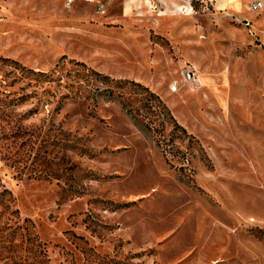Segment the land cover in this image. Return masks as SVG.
<instances>
[{"label":"rangeland","instance_id":"obj_1","mask_svg":"<svg viewBox=\"0 0 264 264\" xmlns=\"http://www.w3.org/2000/svg\"><path fill=\"white\" fill-rule=\"evenodd\" d=\"M250 1L0 0V264H264Z\"/></svg>","mask_w":264,"mask_h":264},{"label":"trees","instance_id":"obj_2","mask_svg":"<svg viewBox=\"0 0 264 264\" xmlns=\"http://www.w3.org/2000/svg\"><path fill=\"white\" fill-rule=\"evenodd\" d=\"M74 64H76V65H80L81 66V70L80 69H78V68H75V69H70V70H73V73H72V76L70 75V79L68 80L69 82H66L64 85H67L68 87H74L75 86V92H73V91H71L70 90V92L72 93V95L71 96H75V97H81V95L79 94V92H78V88H80V87H82V84H83V82L85 81H87L88 79H91V81H92V79H93V81L95 80V81H99V82H101V83H106V82H108V78H107V76H105V75H100L98 72H96V71H93V70H90V69H88V68H86L85 66H83V64H81V63H74ZM55 66H57V63L55 64ZM30 73H33L34 75H35V78L37 77V76H45V77H48L49 78V80H52L54 77H52L51 75H48V74H45V73H43V72H40V71H36V72H34V71H32V70H28ZM70 72V71H69ZM69 72H67V73H65L64 74V76H66ZM84 72H86L85 74H82V73H84ZM88 74H91V76L90 75H88ZM59 78H61V75H57L56 77H55V79H57V80H59ZM119 82H121V83H125V81H119ZM132 84H136L135 82H131ZM65 95H67V94H65Z\"/></svg>","mask_w":264,"mask_h":264},{"label":"built area","instance_id":"obj_3","mask_svg":"<svg viewBox=\"0 0 264 264\" xmlns=\"http://www.w3.org/2000/svg\"><path fill=\"white\" fill-rule=\"evenodd\" d=\"M180 8L185 9V6L182 5ZM263 8H264V0H251L248 5V9L250 11L262 10ZM180 75L182 76L183 80L186 82H190L194 85H197L199 83V80L196 74L194 73V71L190 70L184 61H180Z\"/></svg>","mask_w":264,"mask_h":264},{"label":"crops","instance_id":"obj_4","mask_svg":"<svg viewBox=\"0 0 264 264\" xmlns=\"http://www.w3.org/2000/svg\"><path fill=\"white\" fill-rule=\"evenodd\" d=\"M223 1H225V0H223ZM224 3H226V2H224Z\"/></svg>","mask_w":264,"mask_h":264}]
</instances>
